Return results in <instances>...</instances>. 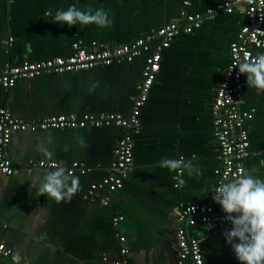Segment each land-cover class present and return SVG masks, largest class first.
<instances>
[{
    "label": "crops",
    "instance_id": "crops-1",
    "mask_svg": "<svg viewBox=\"0 0 264 264\" xmlns=\"http://www.w3.org/2000/svg\"><path fill=\"white\" fill-rule=\"evenodd\" d=\"M221 1L193 0L185 8L163 0H0V68L22 60L66 57L75 36L86 44H127L168 23H182L187 14L204 15ZM72 4L81 10H104L111 25L69 28L53 23L56 11ZM244 23L243 7L235 6L229 13L204 19L198 29L177 36L163 51L160 71L132 136V169L120 190L101 193L110 197L108 206L86 199L85 193L106 175L121 128L13 134L6 154L19 171L0 175V244L18 255L20 264H103V256L117 259L120 246L128 249V260L134 264H176L174 233L181 226L176 222L177 208L211 202L219 179L210 106L228 62L229 44ZM143 64L140 57L129 64L20 80L12 88L0 87V108L24 121L70 112L126 114ZM244 82L242 108H253L254 114L245 124L251 154L242 166L264 179V92L247 86L246 76ZM41 144L54 153L51 159L38 151ZM162 158L192 160L201 174L189 177L185 171L186 184L177 188V172L161 168ZM41 160L64 167L79 162L90 168L74 173L81 188L70 203L36 195L39 179L55 170L27 171L28 163ZM214 208L224 213L218 204ZM115 214L123 218L117 227L112 225ZM185 228L200 240L203 264H239L223 236L231 226L208 232L200 224ZM119 237H124L122 244ZM0 264L10 261L0 257Z\"/></svg>",
    "mask_w": 264,
    "mask_h": 264
},
{
    "label": "built area",
    "instance_id": "built-area-1",
    "mask_svg": "<svg viewBox=\"0 0 264 264\" xmlns=\"http://www.w3.org/2000/svg\"><path fill=\"white\" fill-rule=\"evenodd\" d=\"M163 1L178 2L183 7L189 8L193 0ZM235 6L243 7L245 23L237 32L234 41L229 44L228 62L211 101L210 124L217 145L216 160L219 163L216 171L219 179L216 186L221 182H230L237 178L243 169L242 161L251 154L245 124L254 114L253 108L247 110L242 108L245 75L239 74L238 65L254 58L258 51L264 50V0H239V2L223 0L206 9L204 15L187 14L184 22L168 23L127 44L110 46L97 41L86 44L75 36L71 44V54L66 57L38 61L22 60L18 64H5L0 68V87L9 89L20 80L129 64L137 58H144L141 77L135 86V94L131 98L130 108L126 114H60L50 118L24 121L13 117L6 108H0V175L11 176L19 171L10 163L6 154V148L13 134L47 130H83L86 127L94 129L118 127L123 130V135L113 149L107 173L99 182L91 183L85 193L86 199L108 206L110 197L101 193L106 191L112 194L120 190L124 179L132 169V136L138 131L141 109L160 71L163 51L177 36L188 35L194 29H198L204 19L212 18L218 12L229 13ZM230 69L232 71L229 73ZM56 165L60 164L41 160L28 163L26 169L27 171L52 170ZM65 168L73 174L90 171V168L79 162H72ZM215 204L211 194V202L181 205L177 208L176 222L181 226L177 227L174 233L176 264L204 263L200 240L189 236L186 226L195 227L200 224L206 232L231 226L223 219L225 213L215 211ZM122 219L120 214H115L112 217L113 227H117ZM118 240L122 244L124 237H119ZM128 253L126 247L120 246L117 259L110 261L103 256V264H134L128 260ZM0 257L8 259L11 264H16L12 251L3 244H0Z\"/></svg>",
    "mask_w": 264,
    "mask_h": 264
},
{
    "label": "clouds",
    "instance_id": "clouds-1",
    "mask_svg": "<svg viewBox=\"0 0 264 264\" xmlns=\"http://www.w3.org/2000/svg\"><path fill=\"white\" fill-rule=\"evenodd\" d=\"M48 15L52 13L49 12ZM53 23L67 25L69 28L76 24H94L104 28L111 25V20L102 9L93 11L91 7H87L81 10L76 4H72L66 10H57ZM238 72L246 76L247 86L254 88L258 94L264 92V53H257L254 58L240 63ZM38 151L46 159H51L54 155L43 144L38 145ZM159 166L177 172L174 177L177 188L186 184L182 178L185 171L189 177L201 174V170L194 167L192 160L183 158H162ZM54 167V171L45 172L39 179L35 193L56 203H70L80 191V179L63 165ZM212 199L226 214L223 219L231 224V230L225 231L223 236L239 264H264V179L241 169L237 178L230 182H221L214 188ZM14 260L19 264L20 257L17 255Z\"/></svg>",
    "mask_w": 264,
    "mask_h": 264
},
{
    "label": "water",
    "instance_id": "water-1",
    "mask_svg": "<svg viewBox=\"0 0 264 264\" xmlns=\"http://www.w3.org/2000/svg\"><path fill=\"white\" fill-rule=\"evenodd\" d=\"M9 111V110H8ZM10 112V111H9ZM85 113V112H84ZM83 112H81L79 115H82V114H84ZM67 114H76V113H74V112H70V113H67ZM110 114V113H109ZM12 115V114H11ZM58 115H60V114H58ZM13 116V115H12ZM54 116H57V115H53V116H48V117H44V118H50V117H54ZM14 117V116H13ZM16 118V117H15ZM44 118H40V119H44ZM28 121H30V120H28ZM122 132H123V130H122ZM122 135H123V133H122ZM3 258V257H2ZM5 260H7V261H9L8 259H6L5 258ZM11 264V263H10Z\"/></svg>",
    "mask_w": 264,
    "mask_h": 264
},
{
    "label": "bare ground",
    "instance_id": "bare-ground-1",
    "mask_svg": "<svg viewBox=\"0 0 264 264\" xmlns=\"http://www.w3.org/2000/svg\"><path fill=\"white\" fill-rule=\"evenodd\" d=\"M8 110V109H7Z\"/></svg>",
    "mask_w": 264,
    "mask_h": 264
}]
</instances>
